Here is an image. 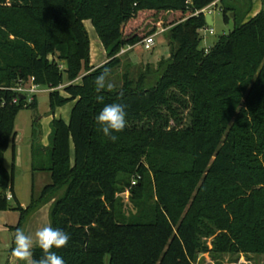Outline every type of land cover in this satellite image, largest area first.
Returning a JSON list of instances; mask_svg holds the SVG:
<instances>
[{
  "label": "trees",
  "instance_id": "obj_1",
  "mask_svg": "<svg viewBox=\"0 0 264 264\" xmlns=\"http://www.w3.org/2000/svg\"><path fill=\"white\" fill-rule=\"evenodd\" d=\"M229 1L0 0V212L20 214L10 230H23L33 212L52 202L51 226L70 235L67 247L53 249L65 264H106L107 256L108 264H195L202 239L214 236L218 253L264 255V0L257 16L238 21L211 50L200 49V32L208 28L201 12L221 5L225 23L232 13L235 22ZM165 13L169 57L130 74L118 56L154 35L157 24L151 30L146 24ZM87 21L106 51L110 81L125 73L112 91L99 93L103 103L94 85L103 67L66 87L64 96L49 93L51 115L75 103L69 122H52V183L23 208L15 194V120L26 100L13 105L10 89L32 78L58 88V62H66L71 81L89 70ZM112 103L127 105V126L114 133L115 142L95 122ZM189 105L190 125L170 129ZM38 140L34 130L32 157ZM126 185L133 217L117 199ZM42 255L33 249L34 259Z\"/></svg>",
  "mask_w": 264,
  "mask_h": 264
},
{
  "label": "rangeland",
  "instance_id": "obj_2",
  "mask_svg": "<svg viewBox=\"0 0 264 264\" xmlns=\"http://www.w3.org/2000/svg\"><path fill=\"white\" fill-rule=\"evenodd\" d=\"M235 6L237 9L238 20L233 25L242 21L243 19L249 20L252 16L258 12L261 7L260 0H230L227 3L228 7ZM209 12L204 15H209L212 18L213 25L209 26L206 30L200 32V49L209 51L215 44L219 42L222 37H228L230 35L229 24L224 21L222 13V6H210ZM261 9V8H260ZM262 10V9H261ZM200 13H197L198 15ZM169 13L155 14L154 18L146 25L148 30L153 29L156 25V33L159 34L155 39V47L152 51H145L140 44L136 45L134 49L119 55L122 59V67H127L130 74L138 73L139 68H145L146 66L156 67L162 60H166L169 57V48L166 43V36L164 28L163 18H167ZM84 27L88 33L90 42V60L88 69L83 70L79 78L75 81L69 80L66 71L68 66L66 62H58L61 71L63 72V83L54 91H58L60 95L64 96V89L69 86H77L81 84L83 77L98 70L101 66L106 65L109 61L106 51L102 42L100 41L98 34L90 21L84 22ZM165 29V30H164ZM213 31L210 35L209 31ZM234 30V29H233ZM164 31V32H162ZM127 65V66H126ZM125 73V71L118 70L115 72L111 82L113 84H119L121 81L116 76ZM25 83V84H24ZM28 80L23 83L17 82L13 89H20V87H26ZM40 92L36 95H26V104L23 105L24 109L19 113L15 120V131L17 137L15 139V194L20 204L24 208H27L33 199H38L45 186L52 183L51 174L47 169L51 166L50 155L47 148L51 143L52 122L54 119H63L65 122H69L71 112L75 102H71L63 107L58 108L53 115H51L52 109L50 105L49 92L40 86ZM37 103L36 108H30ZM176 108H179L176 106ZM192 106L188 108H181L179 110V119H171L170 129H183L190 125ZM237 112V110H236ZM165 114L167 112L165 111ZM35 130L36 137L39 140L35 145V153L32 157L33 148V132ZM5 163L8 169L12 168L13 153L12 147L5 154ZM34 168L37 171H34ZM45 169V170H42ZM140 178L135 174L133 179ZM141 179V178H140ZM132 184V182H131ZM132 185L124 186V190L117 195L118 202L123 206V212L127 217H133L136 214V210L132 204ZM123 188V187H122ZM63 192L59 193L58 197ZM15 204V203H13ZM53 203H47L33 212L27 219L23 231L26 235L33 238L34 247L38 248L35 244V233L40 228L51 225V212ZM20 214L17 211H5L0 212V264H26L24 261H18L16 257L12 255V248L14 245L15 231L10 230L7 227H17ZM217 236L203 238V247L200 249L195 264H264V255L255 253H218L214 248V241ZM32 249V251H33ZM109 257H106V264L109 263Z\"/></svg>",
  "mask_w": 264,
  "mask_h": 264
},
{
  "label": "clouds",
  "instance_id": "obj_3",
  "mask_svg": "<svg viewBox=\"0 0 264 264\" xmlns=\"http://www.w3.org/2000/svg\"><path fill=\"white\" fill-rule=\"evenodd\" d=\"M101 67H103V71L94 79L95 91L98 93L96 100L99 103H103L104 100L103 95H99V93L114 89V84L109 79L111 69ZM126 108L127 105L125 104H105L95 117V122L99 126L98 131L102 132L103 136L112 142L118 139L114 133L122 132L127 126ZM35 237L36 246L43 252L39 259L33 258V238L26 235L22 229L16 230L12 255L18 261H24L26 264H65L63 257L57 255L53 249L67 247L70 240V235L67 232L47 225L37 230Z\"/></svg>",
  "mask_w": 264,
  "mask_h": 264
},
{
  "label": "built area",
  "instance_id": "obj_4",
  "mask_svg": "<svg viewBox=\"0 0 264 264\" xmlns=\"http://www.w3.org/2000/svg\"><path fill=\"white\" fill-rule=\"evenodd\" d=\"M215 6V5H213ZM210 7L203 10L201 13L205 14L206 12H209ZM164 32V31H162ZM209 34L212 35L213 31H209ZM159 34H154L148 38H146L143 42L140 43V46L144 48L145 51H152L155 47V39L158 37ZM132 49H134V47H129L125 50H122L120 55H124L125 53L131 51ZM208 51V50H207ZM21 83H23L24 81H20ZM25 84V83H24ZM40 86L37 85L35 83V79L32 78L28 81V83L26 84V87L22 88L20 87V89H10L13 93H15V97L12 100V104L13 105H18L21 100V97H25L26 100V95H33L36 96L39 92H40ZM46 89V91H48L49 93L53 92L54 89H48V88H44ZM2 106H5V103H2ZM137 185L136 182H133V186ZM0 196H1V189H0ZM6 200L10 203H12L14 201L13 199V195L11 194L10 191H8L6 193Z\"/></svg>",
  "mask_w": 264,
  "mask_h": 264
},
{
  "label": "water",
  "instance_id": "obj_5",
  "mask_svg": "<svg viewBox=\"0 0 264 264\" xmlns=\"http://www.w3.org/2000/svg\"><path fill=\"white\" fill-rule=\"evenodd\" d=\"M205 17H206V23H207L208 27L212 26L213 25L212 18L209 15H206ZM234 17H235V15H234V13H232L230 15L231 21L229 23L230 32H232L234 29V25H233ZM21 100H25V97H21Z\"/></svg>",
  "mask_w": 264,
  "mask_h": 264
},
{
  "label": "crops",
  "instance_id": "obj_6",
  "mask_svg": "<svg viewBox=\"0 0 264 264\" xmlns=\"http://www.w3.org/2000/svg\"><path fill=\"white\" fill-rule=\"evenodd\" d=\"M260 2H261V0H260ZM261 9H262V2H261V7H260ZM259 8V10H258V12L257 13H255V15H253L252 17H255V16H257L258 15V13L261 11V9ZM5 167L6 168H8L7 166H6V163H5ZM21 206L23 207V205L21 204ZM24 208V207H23ZM19 222V221H18ZM7 228H14V227H7Z\"/></svg>",
  "mask_w": 264,
  "mask_h": 264
}]
</instances>
